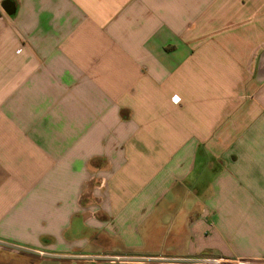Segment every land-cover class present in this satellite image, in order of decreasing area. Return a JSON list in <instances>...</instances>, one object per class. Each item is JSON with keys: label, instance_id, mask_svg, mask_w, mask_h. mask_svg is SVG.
Wrapping results in <instances>:
<instances>
[{"label": "crops", "instance_id": "crops-1", "mask_svg": "<svg viewBox=\"0 0 264 264\" xmlns=\"http://www.w3.org/2000/svg\"><path fill=\"white\" fill-rule=\"evenodd\" d=\"M0 250L264 264V0H0Z\"/></svg>", "mask_w": 264, "mask_h": 264}, {"label": "built area", "instance_id": "built-area-1", "mask_svg": "<svg viewBox=\"0 0 264 264\" xmlns=\"http://www.w3.org/2000/svg\"><path fill=\"white\" fill-rule=\"evenodd\" d=\"M15 251L12 249V252ZM74 258L90 262L91 260L117 261L126 263L133 262H148V263H163V264H263L260 261H249L245 259H226L223 257H208V256H187V257H168V256H153L145 257L142 260L123 256H99V255H73Z\"/></svg>", "mask_w": 264, "mask_h": 264}, {"label": "rangeland", "instance_id": "rangeland-1", "mask_svg": "<svg viewBox=\"0 0 264 264\" xmlns=\"http://www.w3.org/2000/svg\"><path fill=\"white\" fill-rule=\"evenodd\" d=\"M6 252H9V251H6ZM5 252H2L0 250V264H12V263H8V262H3V261H6L7 259H5L3 255ZM7 255V254H6ZM36 260H37V264H55L54 262H51L53 261L54 259L51 258V256L49 255H39V256H36ZM56 260V259H55ZM62 260V259H60ZM67 260V259H66ZM64 261V260H63ZM85 264V262H83ZM89 264H101V263H104V262H101L99 260H91L90 262H88ZM132 263H138L139 262H133V261H128L126 263H120V262H116V263H113V264H132ZM78 264V263H76ZM105 264V263H104ZM140 264H149L148 262H141Z\"/></svg>", "mask_w": 264, "mask_h": 264}, {"label": "water", "instance_id": "water-1", "mask_svg": "<svg viewBox=\"0 0 264 264\" xmlns=\"http://www.w3.org/2000/svg\"><path fill=\"white\" fill-rule=\"evenodd\" d=\"M4 6H5L6 10H7L8 12H10V13H13V12L15 11L14 4H13L12 2H10V1H6V2L4 3Z\"/></svg>", "mask_w": 264, "mask_h": 264}]
</instances>
